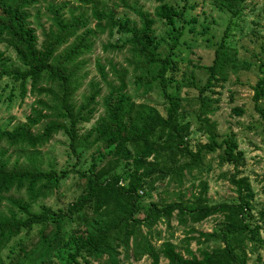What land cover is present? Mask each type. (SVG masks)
<instances>
[{"label":"trees","instance_id":"16d2710c","mask_svg":"<svg viewBox=\"0 0 264 264\" xmlns=\"http://www.w3.org/2000/svg\"><path fill=\"white\" fill-rule=\"evenodd\" d=\"M40 1L44 0H0V42L10 47L19 62L8 67L0 64V78L5 76L17 83L20 100L27 95L33 97L23 122L10 129L0 127V142L4 145L0 146V204L8 205L6 213L0 212V252L22 230L40 226L36 242L28 247L18 246L16 251L10 248L5 259L0 256V264H50L53 251L59 247L71 250L68 256L73 263H77L76 257L82 256L83 251H92L103 255L108 264H121L120 254L124 260L131 258L132 261L146 255L149 264H158L160 256L165 264H247V253L262 242L259 226L248 220L253 192L247 178L238 176L243 155L237 149L234 134L229 132L219 138L216 123L209 118L218 100L212 97L217 94L213 87L225 80L228 68L235 70L234 50L221 40L207 65L205 82L201 86L191 80L185 83L195 90L196 128L205 137L204 142L191 146L187 140L189 124L179 119L180 113L186 110L183 99L167 91L166 73L174 64L171 50L164 55L157 53L152 27L158 19L174 28L175 21L182 19L183 7L156 0L158 3L149 12L129 4L128 0H77L88 7V15L70 10L66 19L61 12L65 2H47L44 9L48 13V26L43 28L38 23V12L34 16L40 27L39 38L27 10ZM241 1L212 0V5L236 16ZM112 8L126 9L135 19L128 15L116 16ZM103 32L128 34L120 44L108 42L101 49H121L127 45V63L134 71L133 82L144 90L157 80L165 104L163 113L151 105L135 104L125 91L126 69L110 62L105 69L98 58L94 67L106 86L105 93L100 96L99 82L91 80L81 102L77 105L72 102V93L79 86L80 57L90 51L92 37ZM107 72L116 83L107 79ZM251 88L253 109L264 119V103L259 102L264 97V76ZM97 97H100L102 112L80 133V125L89 122L95 113ZM232 111L237 115L242 112L238 107ZM42 121L41 128L33 131ZM58 132L67 139L73 162L67 169L43 170L39 167L37 149ZM93 144H99L98 159L92 155L85 169L75 168L77 148L89 149ZM14 148L22 150L24 165L15 161L7 167L4 155ZM214 151L219 164L231 165L234 169L228 181L235 201L209 203L204 180H198L183 201L181 196L187 190L180 189L184 174L200 170L204 153ZM121 161L124 169L118 172L116 168ZM69 172L75 174L79 188L71 202L63 209L45 204L37 211L29 209L38 199L56 192ZM156 180L174 184L178 188L174 192L176 199L150 201L143 216L138 217L141 193L152 190ZM10 192H22L25 197H15ZM173 214L182 223L194 224L213 214H220L222 221L209 232L190 228L196 235L184 237L182 254L167 240L156 248L147 235L155 223L167 224ZM258 214L264 217V209ZM65 220L77 222L66 238ZM141 227L146 233L140 232ZM46 229L48 232L44 233ZM191 240L197 245L207 241L218 244L209 249L198 248L196 255L188 247Z\"/></svg>","mask_w":264,"mask_h":264},{"label":"rangeland","instance_id":"374dc122","mask_svg":"<svg viewBox=\"0 0 264 264\" xmlns=\"http://www.w3.org/2000/svg\"><path fill=\"white\" fill-rule=\"evenodd\" d=\"M177 8L183 7L182 19L174 23V28L164 24L161 20L155 19L153 24L154 41L157 43L156 51L160 55L166 54L171 50V58L174 62L172 69L167 71V91L174 95L182 97L186 110L181 112L179 119L189 124L188 143L192 146L197 142H204V135L196 128L195 114L198 103L195 98V90L185 85L191 80L196 86H201L207 76V65L211 63L214 57V51L220 44L221 40L234 50L235 70L228 68L226 78L219 82L213 89L217 94V103L214 112L209 118L216 123V131L219 138L232 132L237 143V149L242 152L243 163L237 168L238 176L247 178L253 192L250 210L252 222L259 226V236L262 242L256 246L252 252L247 253V264H264V217L260 218L258 212L264 209V119H262L253 109L252 86L264 76V0H242L239 4V13L232 16L227 11H221L212 5V0H163ZM47 2L59 3L65 2L66 6L61 10L63 17L68 18V11L74 14L84 12L88 15V7L77 2V0H44L30 7L27 11L30 14L29 21L34 27L36 35L40 38V27L36 24L34 16L38 12V23L43 28L48 26L47 12L44 7ZM131 5H136L144 10L151 12L153 6L158 2L156 0H128ZM106 9V8H104ZM116 16L128 15L135 19L133 14L122 8H112ZM93 23H90L92 26ZM226 29V30H225ZM177 31H180L176 37ZM225 31V32H224ZM226 34L223 36V34ZM128 37L125 33L106 32L96 33L92 37L93 44L89 52L83 54L80 59L82 63L77 70L79 77V86L72 93V102L77 105L81 102L82 96L89 91V81L99 82L101 87L100 96L106 91L105 84L100 80L94 67V61L98 58L99 62L104 64L105 69L108 62L114 64L117 68L124 67L125 74V91L129 94L130 99L135 103H144L154 106L160 113L164 111V101L161 96L160 87L157 80L150 84L148 89L137 86L133 82L134 71L131 64L127 63L129 53L127 45L121 49H109L103 51L101 46L106 43L120 44ZM174 41V42H173ZM172 46L171 47V45ZM63 46L58 48V51ZM0 64L3 66L19 65L15 53L4 42H0ZM107 79L116 83L111 73L107 72ZM32 96H25L20 100L17 92V83L8 77L0 78V127L10 129L14 125L24 121L25 116L29 113L32 103ZM98 104L92 118L87 123L80 125L79 132L83 133L93 123L97 115L101 114L102 107L100 97H97ZM264 103V97L259 101ZM233 107L242 110L237 115L232 111ZM44 121L40 122L32 130L37 131L41 128ZM0 146L4 147L0 142ZM99 144H93L89 149L78 150V163L75 168L85 169L90 163V157L94 155L98 159L97 150ZM39 156V167L43 170L53 168L55 170L67 169L72 164L67 147V139L58 132L51 135L48 142L37 149ZM217 151L204 153L202 168L193 170L184 174L182 179L181 190L185 194L181 196L183 201L188 198V192L193 189L198 180H204L207 184L206 196L209 203L221 201H235V193L232 185L228 181V176L234 171L231 165L219 164L216 160ZM8 160L10 167L15 161L19 165H24L25 159L21 149H9L4 155ZM103 160L99 162L101 164ZM124 169L121 161L116 171L121 172ZM178 188L165 180H156L153 182V189L141 193L138 203L139 209L136 214L138 217L143 216L144 209L148 202L162 199L168 201L176 199L174 192ZM196 191V189L194 190ZM75 174L69 172L67 177L60 181L56 192L48 197L38 199L29 206L31 211H37L41 204L50 206L53 209H63L65 205L71 202L78 194ZM15 197H25L21 192L9 193ZM7 203L0 204V212H7ZM18 216L21 213H16ZM222 221L220 214H213L200 222L190 224L182 223L178 217L173 214L169 222L165 224L160 221L155 223L148 231L147 235L151 243L157 248L162 241L171 242L175 248L184 253L183 239L187 235H196L190 232V228L197 231L209 232L215 229ZM77 226L75 220H65L63 230L64 238ZM39 225L32 226L29 230H22L18 235L1 249L0 256L5 259L8 250L16 251L18 246L28 247L36 242L38 238ZM48 229L44 231L47 233ZM141 233H146V229L141 227ZM218 244L217 241H207L196 244L194 240L189 241L188 247L196 255L198 248H211ZM71 250L65 247H59L53 251L52 262L50 264H108L106 258L92 251H83L82 256H77V263L70 261L68 253ZM121 264H149L150 259L144 255L138 261H132L131 258L124 260L119 255ZM86 261V262H85ZM165 259L159 257L158 264H165Z\"/></svg>","mask_w":264,"mask_h":264}]
</instances>
